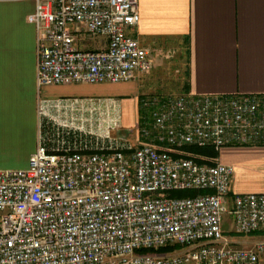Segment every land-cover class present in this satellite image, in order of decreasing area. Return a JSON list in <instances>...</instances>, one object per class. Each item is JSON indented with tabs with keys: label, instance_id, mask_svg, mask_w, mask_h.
I'll return each mask as SVG.
<instances>
[{
	"label": "built area",
	"instance_id": "1",
	"mask_svg": "<svg viewBox=\"0 0 264 264\" xmlns=\"http://www.w3.org/2000/svg\"><path fill=\"white\" fill-rule=\"evenodd\" d=\"M39 136L26 169H0V264H261L264 192L233 195L234 168L186 146H264V94L144 95L124 129L116 97H47L44 88L121 83L153 67L128 34L139 0H37ZM99 37L100 48L85 47ZM204 158V156H199ZM208 190L193 197L172 191ZM175 246L166 253L141 252Z\"/></svg>",
	"mask_w": 264,
	"mask_h": 264
},
{
	"label": "crops",
	"instance_id": "2",
	"mask_svg": "<svg viewBox=\"0 0 264 264\" xmlns=\"http://www.w3.org/2000/svg\"><path fill=\"white\" fill-rule=\"evenodd\" d=\"M36 7L37 0H0L1 169L28 168L38 146V29L28 19ZM139 8L140 22L128 34L149 51L153 70L177 64L180 94H264V0H139ZM105 43L99 37L85 47ZM149 75L123 84L61 85L56 92L116 97L124 118L133 102L135 120L124 123L133 129L145 114L142 96L154 94L144 83ZM217 158L234 168L232 195L264 192V146L224 147Z\"/></svg>",
	"mask_w": 264,
	"mask_h": 264
},
{
	"label": "rangeland",
	"instance_id": "3",
	"mask_svg": "<svg viewBox=\"0 0 264 264\" xmlns=\"http://www.w3.org/2000/svg\"><path fill=\"white\" fill-rule=\"evenodd\" d=\"M152 61V60H151ZM153 64V62H152ZM166 65V66H165ZM162 67H157L153 70V68L150 70V75L149 78L145 80V85L150 87V89L154 90V94H159L162 96H172V95H179L182 91H180V81L177 77V64L176 63H169L165 64ZM136 82V81H135ZM138 82V81H137ZM136 82V83H137ZM115 84H123L121 83H115ZM61 87V85H54V86H48L45 87L44 90L47 91L46 94L49 97H58V96H63L59 95L56 91L57 88ZM152 93V92H151ZM121 104L122 100L119 99ZM123 106V105H122ZM133 102H129L128 104V112L127 116L125 115L124 122H123V128H125V124H130L134 122V113L132 110ZM124 110V108H123ZM132 129V128H130ZM135 130V128H133ZM209 158V159H208ZM205 157L202 158L204 160H207L208 162L206 163H216L220 161L217 157ZM1 169V168H0ZM2 169H16V168H2ZM233 206V196H230L229 198V203H228V209H232ZM224 229L227 232V234L230 236L232 240L235 241L234 245L238 247H249L255 241L259 239L264 238V232H259L256 234H251V235H245V234H238V233H229V232H235V216L232 213H225L224 215ZM264 259V255L261 257ZM261 259V261H262Z\"/></svg>",
	"mask_w": 264,
	"mask_h": 264
},
{
	"label": "trees",
	"instance_id": "4",
	"mask_svg": "<svg viewBox=\"0 0 264 264\" xmlns=\"http://www.w3.org/2000/svg\"><path fill=\"white\" fill-rule=\"evenodd\" d=\"M188 81L185 80L184 84H183V91L187 93L188 91ZM146 114V112H145ZM143 113V115H145ZM143 119V118H142ZM185 150H187L190 153H193L196 157V160H198L199 162H208L207 160H204L202 158H200L199 156H205V157H218L219 156V151H217L215 148L213 147H197V146H186ZM209 159V158H208ZM209 192L208 190H180V191H172L170 193L171 196H175V197H193L196 196L198 194H202V193H207ZM230 196H233L230 193ZM231 234L236 233V232H229ZM259 233V232H255L254 234ZM175 246H170V247H165V248H161V249H142L141 252H155V253H166V252H170V251H174L175 250Z\"/></svg>",
	"mask_w": 264,
	"mask_h": 264
}]
</instances>
